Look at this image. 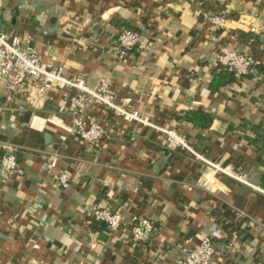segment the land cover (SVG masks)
<instances>
[{
	"label": "crops",
	"instance_id": "0c3cea01",
	"mask_svg": "<svg viewBox=\"0 0 264 264\" xmlns=\"http://www.w3.org/2000/svg\"><path fill=\"white\" fill-rule=\"evenodd\" d=\"M213 16L227 27L213 25ZM251 26L264 50V0H5L0 10V29L30 38L46 62L93 86L108 76L120 102L132 98L156 126L185 136L205 158L241 166L264 187L246 139L248 123L264 115L263 74L254 67L243 82L212 86L219 46L250 53L238 31ZM124 28L140 39L119 58L111 47ZM66 96L52 90L33 109L0 85V158L7 145L23 148L16 176L5 183L0 169V264H177L187 239L210 233L218 249L212 264H264V193L214 174L183 148L170 151L160 131L101 106L87 116L110 136L90 148L70 132ZM196 112L211 122L192 123ZM54 150L61 157L50 171L45 154ZM61 172L68 188L58 185ZM107 203L124 223L100 235L86 213ZM131 216L155 226L143 249L128 242ZM233 234L236 247L228 244Z\"/></svg>",
	"mask_w": 264,
	"mask_h": 264
},
{
	"label": "built area",
	"instance_id": "2783aa9c",
	"mask_svg": "<svg viewBox=\"0 0 264 264\" xmlns=\"http://www.w3.org/2000/svg\"><path fill=\"white\" fill-rule=\"evenodd\" d=\"M5 0H0V10ZM209 21L217 28L225 29L227 19L223 16L209 17ZM250 32H257L258 28L251 26ZM140 34L131 28H124L114 40L112 51L119 57L130 56L138 46ZM256 62L249 51L228 43L219 46L218 55L213 67L225 66L234 71L237 79H243L253 72ZM0 85L10 97L18 96L33 109L41 107L48 94L55 89H62L67 93L68 112L73 118L70 132L81 139L88 147H95L103 139L109 138L110 132L99 122L91 120L87 111L92 106H101L114 112L123 120L137 122L160 131L166 136V146L170 151L183 148L197 159L203 161L214 174H223L235 181L247 185L256 191L264 193V187L255 185L249 180L247 172L241 166L214 162L205 158L193 148L187 138L174 130L156 126L134 104L132 98H125L123 102L118 100L117 94L111 89L110 78L102 76L97 85L88 83L87 77L81 74H69L62 66H55L46 62L43 56L30 45V38H22L18 35L8 34L0 29ZM67 139L65 134L60 136V141ZM23 148L7 145L6 152L0 158V169L5 176L3 182L7 183L16 176L20 170L18 155ZM59 151H51L45 154L46 167L53 170L60 158ZM60 187L68 188L70 178L66 172L57 175ZM88 217L107 224L109 232L113 233L123 226V216L115 211L112 204L105 206L92 204L87 211ZM131 229L127 236L128 242L138 248H144L145 244L155 233V226L151 220L144 217L131 216ZM239 238L233 234L229 241L230 247H236ZM187 239L183 256L177 260V264H212L218 254L217 244L213 234L199 237L196 243Z\"/></svg>",
	"mask_w": 264,
	"mask_h": 264
},
{
	"label": "trees",
	"instance_id": "16d2710c",
	"mask_svg": "<svg viewBox=\"0 0 264 264\" xmlns=\"http://www.w3.org/2000/svg\"><path fill=\"white\" fill-rule=\"evenodd\" d=\"M238 38L241 44H250L251 56L256 62L255 67H257L264 76V50L260 48L261 40L259 36L253 32L238 31ZM213 77V87L214 89H219L222 86L229 85L234 82H243L245 78L251 77V73L246 75L243 79H237L234 71L229 70L225 66H217L214 68ZM262 102L264 104V95L261 96ZM192 123L197 125L205 126L211 122V119L207 117L203 112H196L193 117H189ZM248 129L250 130V135L246 136L249 145L253 150L259 155L260 164L264 169V115L262 120L257 123H248ZM262 182L264 184V171L262 174ZM91 222V227L94 231L99 232L100 235H106L109 233L107 224L98 221L93 217H89Z\"/></svg>",
	"mask_w": 264,
	"mask_h": 264
}]
</instances>
